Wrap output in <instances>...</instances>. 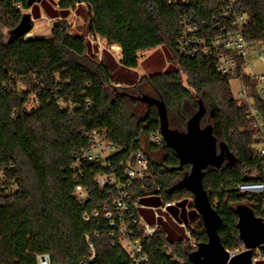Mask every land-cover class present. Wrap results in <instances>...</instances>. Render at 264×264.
I'll use <instances>...</instances> for the list:
<instances>
[{"label":"trees","instance_id":"obj_1","mask_svg":"<svg viewBox=\"0 0 264 264\" xmlns=\"http://www.w3.org/2000/svg\"><path fill=\"white\" fill-rule=\"evenodd\" d=\"M55 2L59 7L53 9ZM76 3V9L86 8L89 34L121 47L119 60L105 51L100 58L90 50L85 34L71 33L67 18ZM42 4L56 19L51 34L27 39L25 35L9 39V35L21 23L28 0L0 4V264H37L41 253H50L52 264H131L123 248L111 245L109 221L102 212V205L117 189L101 187L95 180L100 173L112 171L111 166L83 161L82 174L73 168L76 156L90 144L88 132L105 133L124 148L110 159L118 172H122L119 162L137 149L149 157L155 178L130 189L133 201L151 194L164 196L165 202L187 195L194 198L191 190L175 187L192 166L181 165L165 139L160 144L150 140L152 132L161 131L157 105H148L141 117L129 110L146 94L165 103L169 126L180 131L188 129L202 101L206 112L201 127L212 126L218 151L224 143L232 156L220 166H207L203 185L222 219L218 233L224 247L244 245L238 208L248 206L264 222V195L239 189L241 184L264 182V158L254 149L256 130L247 108L232 97L231 78L223 76L209 58H187L176 49L181 17L190 13L197 20L209 18L211 11L203 5L212 7L214 0H49ZM240 10L249 17L246 37L264 42V0H240ZM4 29L9 30L6 38ZM163 45L169 46L173 59L188 74L189 85L181 69L138 76L139 53ZM256 104L264 122V102ZM77 184L89 190L84 204L78 202ZM95 207L100 216L85 221L84 212ZM132 213L138 221L136 206ZM192 221L199 245L208 242L202 216ZM96 229L102 233L93 237L97 253L90 260L85 235ZM183 239L174 226H162L145 238L148 264H177L165 253L168 245L187 264H195V250Z\"/></svg>","mask_w":264,"mask_h":264},{"label":"built area","instance_id":"obj_2","mask_svg":"<svg viewBox=\"0 0 264 264\" xmlns=\"http://www.w3.org/2000/svg\"><path fill=\"white\" fill-rule=\"evenodd\" d=\"M2 1L0 0V4ZM182 1L186 0H169L174 3ZM15 6L22 9L20 3H16ZM78 6L79 3H76L71 12L76 11ZM203 6L206 11H211L209 18L197 20L190 13L181 17L177 52L187 58H209L223 76L231 78L233 94L235 98H237L236 93L240 95L241 98L237 100L247 108V114L256 130L254 149L264 158V122L256 104L257 100L264 102V42L250 41L246 37L245 27L249 17L246 12L240 10V0H214L212 7ZM54 7H59L57 2L54 3ZM30 36L32 32L27 33L24 38ZM92 37L99 42L105 40L100 35H92ZM114 45L112 46L115 47ZM254 63L262 66L261 72L255 71ZM235 80L238 82L237 89L233 83ZM87 136L90 144L76 156L73 162L74 171L82 174L83 161H96L105 167L111 166L112 171L102 172L95 179L101 187L117 189L110 201H105L102 205L104 218L109 221L111 245L123 248L130 257L131 264H148L150 255L144 250L143 241L154 236L162 225L159 222L148 223L140 214L138 221L134 219L132 206L138 208L140 203L133 201L130 189L138 184L143 186V182L147 179L154 180L155 172L151 169L150 159L143 149H137L119 162L122 172H118L112 167L110 159L119 155L124 148L108 139L105 133L92 131L88 132ZM150 140L154 144H160L164 141V136L160 130L154 131L150 135ZM239 189L242 192L264 195V182L241 184ZM76 196L78 202L84 204L89 199V190L82 184H77ZM179 202L180 200L168 201L151 208L158 219L168 211V207L175 206ZM100 214L99 207H95L85 211L83 218L85 221H90L92 217H98ZM173 220L185 230L184 242L196 250L199 247V236L195 232L193 221L180 223L175 218ZM101 233V229H96L85 235L90 250V260H94L97 253L93 237L100 236ZM245 250H247L245 244L236 249H227L230 258ZM165 253L177 264H187L170 245L165 247ZM251 259L253 264H264V244L252 249ZM37 264H52L50 253L38 254Z\"/></svg>","mask_w":264,"mask_h":264},{"label":"water","instance_id":"obj_3","mask_svg":"<svg viewBox=\"0 0 264 264\" xmlns=\"http://www.w3.org/2000/svg\"><path fill=\"white\" fill-rule=\"evenodd\" d=\"M36 1L41 0H28V6H32ZM31 22V13H24L21 23L12 31L11 39L29 33L32 28ZM139 99L147 102L148 105H157L161 116V133L165 141L176 150L181 165L190 164L192 166L191 172L175 187L187 188L194 194L195 206L203 218L208 235V242H203L200 245L208 243L211 248L206 264H253L252 249L264 244V222L255 216L252 209L245 205L238 208L240 235L247 250L230 258L218 233L222 219L213 207L208 192L204 188L203 171L209 165H222L227 158L232 160V156L224 143L220 144V151H218L217 138L213 135L212 126L201 127V119L206 112L202 101L200 100L199 111L190 119L188 129L180 131L169 126L166 105L162 100L147 94ZM192 259L195 264H202L196 261L194 254H192Z\"/></svg>","mask_w":264,"mask_h":264},{"label":"rangeland","instance_id":"obj_4","mask_svg":"<svg viewBox=\"0 0 264 264\" xmlns=\"http://www.w3.org/2000/svg\"><path fill=\"white\" fill-rule=\"evenodd\" d=\"M40 9H41V14L43 15L45 12H44V8L41 5H40ZM67 19H68V24H70L69 22L73 23V24H70L72 28L71 29L72 32L77 33V34H85L90 41V50L96 53L100 58L102 57L104 51L109 52L117 60L121 58V49L119 50L116 47L117 44H115L114 45L115 47H113L112 45H109L106 42V40H101L99 42L98 39H94L92 35L89 34V32L87 31V26H88L87 12L84 6H81L76 11L71 12V14L69 15ZM55 21L56 19L48 18V17L46 18L45 16L37 18L32 31L34 32L35 35H38V36H49L51 34L52 25ZM4 32H5L4 38H6L8 36L9 30L4 29ZM10 33L11 34L9 35L10 37L9 39H11V37L13 36V32L11 31ZM139 55H140V60H139L140 63H139L138 68L136 69V72L139 77H142L144 75L149 76L153 74H160L168 70L181 69L180 65H178L176 60L173 59V53L170 50L169 46L167 45L159 46L157 48L150 49V50L141 51ZM254 69L257 72H261L262 66L259 63H254ZM181 71H182L181 73H182L184 83L186 85H189L188 84V74L183 69H181ZM233 83L235 86L238 85V82L236 80ZM236 89H237V86H236ZM231 90L233 93L232 84H231ZM135 95H140V94L138 92H135ZM233 96L234 94H232V97ZM236 97L237 99L241 98L240 95H238V93H236ZM147 107H148V103L139 99V104L136 106L130 104L129 110L131 112H134L138 117H141L145 113ZM156 196L158 197V203H159L158 205H163V203L166 201V198H164V196L159 195V194H157ZM184 199L187 201L191 200L192 202L194 198L187 195L182 200ZM140 206L145 207V205L142 203L140 204ZM186 217H187V220L190 219L191 217H193V213L187 212ZM173 218H175L177 221H180V222L181 220L182 221L185 220V216H183L182 218H181V215L179 216L177 207H170L168 211L164 213V216L162 217V219H160L162 226L166 228L177 226V223H175ZM192 223L194 224V222ZM182 232H183V235H186L185 230L183 228H182ZM210 249L211 248L208 243L199 245V247L194 252L196 261L202 264L208 263V257L211 251Z\"/></svg>","mask_w":264,"mask_h":264},{"label":"crops","instance_id":"obj_5","mask_svg":"<svg viewBox=\"0 0 264 264\" xmlns=\"http://www.w3.org/2000/svg\"><path fill=\"white\" fill-rule=\"evenodd\" d=\"M44 1L46 3L49 2V0L36 1L32 6H30L28 9L25 10V13L26 12H30L31 13V15H32V22L34 23V25L36 23L37 18H40L42 16H45L46 18L47 17L48 18H53L47 12L46 5L45 4H42ZM40 5L44 8V12L45 13L43 15L41 14ZM34 6H36L35 7V12H33ZM54 8L55 7H53V9ZM32 36H38V35H35L34 32L32 31ZM156 195L157 194H151V195H147V196L141 198L140 201H139V203L140 204L141 203L144 204L145 207L144 206H140V204L138 206V212H139V214L144 218V220L146 222L151 223V224H155L156 222L161 223L160 219H162V217L164 216V213H166V212H164L162 214V216L160 218H158V219L155 217L154 211L151 208V206H160V205H158L159 204L158 203V197ZM170 207H177L178 208V214H179V216L181 215V218L183 216H185V220L184 221L181 220V222H188L190 220H193V218H195L196 216H198V215L200 216V212L198 211V209L195 206L194 199L192 200V202H191V200L190 201H187L185 199L184 200H180V202L177 205L170 206ZM170 207H168V209ZM187 212H189V213L192 212L193 213V217H191L188 220H187V217H186V213ZM178 222H180V221H178ZM174 228H176L178 231H180V233H182V235H183L182 228L179 225L174 226Z\"/></svg>","mask_w":264,"mask_h":264},{"label":"bare ground","instance_id":"obj_6","mask_svg":"<svg viewBox=\"0 0 264 264\" xmlns=\"http://www.w3.org/2000/svg\"><path fill=\"white\" fill-rule=\"evenodd\" d=\"M116 47L120 50L121 49V47L120 46H118V45H116Z\"/></svg>","mask_w":264,"mask_h":264}]
</instances>
